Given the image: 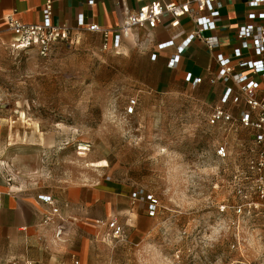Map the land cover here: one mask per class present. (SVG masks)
<instances>
[{"label":"rangeland","instance_id":"obj_1","mask_svg":"<svg viewBox=\"0 0 264 264\" xmlns=\"http://www.w3.org/2000/svg\"><path fill=\"white\" fill-rule=\"evenodd\" d=\"M0 96L13 185L63 204L71 187L106 195L82 212L61 205L66 238L29 231L22 252L56 264L72 255L87 264H264V223L231 207L251 133L209 125L214 104L204 89L175 81L137 50H104L100 37L77 32L46 56L0 39ZM132 98L139 104L127 115ZM221 142L231 150L224 159ZM136 189L158 198L155 216L133 201ZM114 217L125 227L120 241L107 234Z\"/></svg>","mask_w":264,"mask_h":264},{"label":"built area","instance_id":"obj_2","mask_svg":"<svg viewBox=\"0 0 264 264\" xmlns=\"http://www.w3.org/2000/svg\"><path fill=\"white\" fill-rule=\"evenodd\" d=\"M241 1L246 8L247 20L237 29L238 45L231 55L221 50L222 43L217 33L218 19L226 0H154L138 11L129 13L121 24L112 28L86 23L83 10L78 12L77 27L57 24L53 20V0L45 1L42 18L38 22H24L15 13L2 19L12 34L8 41L10 49H36L39 54L46 56L56 44L71 40L78 29L100 33L104 50L120 52L122 44L128 40L144 48L150 40H142L139 32L147 30L149 34L162 23L165 16L172 19L169 23L171 27L180 25L183 18H189L193 28L183 41L176 44L175 40L170 39L157 44L152 59L156 60L158 53H163L167 59V68L181 75L183 71L180 63L187 47L198 40L209 50L210 58L218 66L216 76L210 77V83L215 84L221 80L225 88L220 103L213 106L207 121L211 126H219L227 134L238 135L241 129L247 130L252 136L249 143L251 154L243 166V188L238 192L240 200L231 207L241 217L264 223V0ZM185 80L191 82L193 87L203 82L202 77H194L192 73L185 74ZM138 104L137 98L129 100L126 114H134ZM4 108L6 102L0 96V109ZM230 151L227 142H221L216 147V155L222 159L228 157ZM131 197L133 201L148 204L149 216L158 213L159 200L154 194L136 189ZM39 198L49 208L43 216L42 224L54 227L56 238L61 239L65 227L57 221V217L61 216L59 200L52 195H40ZM107 228V234L112 240L120 241L125 237V227L116 217L108 222ZM0 264L42 263L32 258H13ZM67 264L87 263L73 256Z\"/></svg>","mask_w":264,"mask_h":264},{"label":"crops","instance_id":"obj_3","mask_svg":"<svg viewBox=\"0 0 264 264\" xmlns=\"http://www.w3.org/2000/svg\"><path fill=\"white\" fill-rule=\"evenodd\" d=\"M46 0H0V39L9 41L12 34L7 29V24L2 19L6 15H15L24 22H38L42 18V8ZM53 0V20L60 25L77 27L78 12L83 10L86 23H97L101 27L112 28L123 22L129 13L138 11L140 7L154 0ZM170 1V0H165ZM172 19L165 16L162 23L149 34L147 30L140 31V38L149 44L143 48L136 45L132 40L124 41L120 50H137L144 54L150 61L160 63L164 71L177 82L193 84L185 80V74L192 73L194 77H202L203 82L198 86L204 89L209 97L210 103L218 105L225 85L221 80L215 84L210 83V77L216 76L217 63L210 58L209 50L198 40L194 41L183 54L180 66L183 73L177 75L174 70L167 68V59L163 53H158L157 59H152V53L157 49V44L173 39L175 43H180L193 28V23L189 18H183L180 25L169 26ZM247 20L246 8L241 0H226L222 15L218 19L217 33L220 36L222 48L226 55H231L233 49L238 45L236 33L240 24ZM78 32L93 34L102 37L100 33L89 31L85 28L78 29ZM148 35V36H147ZM146 48H150L146 50ZM212 106V108H213ZM244 106V105H243ZM212 110V109H211ZM8 138V130L3 122H0V262L13 258H32L42 264H56V259L52 257L45 261L37 259L29 254V249L22 252V248L29 245V231L36 234H50L55 238V228L51 225L42 224L43 216L49 208L40 200V195L27 193L21 187L13 185L7 178L4 171L3 152L5 142ZM84 193L80 187H71L68 191L66 202L61 205L71 206L72 210L84 211L87 206H94L101 202L106 195L103 189H86ZM87 197V198H86ZM86 198V200H84ZM88 199V200H87ZM95 218L96 216H91ZM65 220L63 210L61 216L57 217L58 223ZM44 225V226H43ZM63 227H66L65 224ZM67 228V227H66ZM61 239L66 238L68 229ZM26 229V236L22 230ZM55 236V237H54ZM58 239V238H57ZM39 243V241H38ZM85 256L86 250L81 253ZM82 258L80 255H72ZM70 258V260H71ZM83 259V258H82ZM69 260V261H70ZM68 261V262H69ZM67 262V263H68ZM66 263V264H67Z\"/></svg>","mask_w":264,"mask_h":264},{"label":"bare ground","instance_id":"obj_4","mask_svg":"<svg viewBox=\"0 0 264 264\" xmlns=\"http://www.w3.org/2000/svg\"><path fill=\"white\" fill-rule=\"evenodd\" d=\"M80 149H81V150H87L88 147H86V146H81ZM80 154H83V152H80ZM106 164H107L106 161H102V162H98V163H96V162L88 163L89 166H96V167H103V166H105Z\"/></svg>","mask_w":264,"mask_h":264}]
</instances>
